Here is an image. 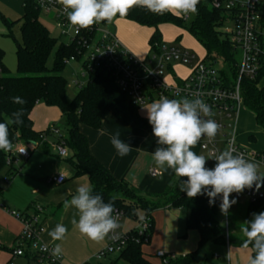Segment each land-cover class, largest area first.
Segmentation results:
<instances>
[{"label":"trees","instance_id":"trees-1","mask_svg":"<svg viewBox=\"0 0 264 264\" xmlns=\"http://www.w3.org/2000/svg\"><path fill=\"white\" fill-rule=\"evenodd\" d=\"M23 10V16L19 19L22 23L21 40L16 41L18 76L10 74V70L4 63L5 51L0 48V122H7L12 112L23 108L22 123L9 124L10 139L15 146L29 143L41 144L42 137L49 136V132L39 133L33 129L31 112L38 103L59 108L66 122V134H63V137L66 147L71 152L69 161L74 168V175L76 177L87 175L93 193L101 194L105 202L115 197V208L123 211L125 219L137 222L142 216L151 217V230L146 237L147 240L132 231L135 239H132L127 248L120 255H116V259L111 260L110 264H120V262L155 264L147 258L144 247L151 241L154 225L152 215L162 208L187 211L186 230H194L199 234L197 250L184 257H178L170 263L191 264L198 251L207 244L227 247L222 219H219V198L212 206H209L206 195L189 199L186 193L180 191L181 180H178L171 182L162 193L146 195L148 198L143 200L141 192L124 181L115 179L91 154L87 139L80 132L81 125L99 129L106 117L112 113L123 123L136 124L151 133L152 126L139 114L140 107L134 106L114 81L100 71L91 74L86 85L79 89L73 100H69L68 82L63 76V71L66 67L65 61L71 57H77V45L63 44L56 55L54 67L50 69L48 62L57 40L39 21L41 10L35 0H24ZM117 17L152 29V46L161 45L160 27L162 25L168 24L187 29L204 48L206 53L204 61L212 65L221 64L222 74L227 79H237L238 53L230 40L218 30L224 22L225 13L222 9L214 8L212 0H199L198 13L188 23L185 17H177L170 13L155 15L140 6L130 8L126 16L117 14ZM3 20L8 32L12 34L14 22L5 17ZM242 95L244 107L255 114L258 126L264 131V68L256 79H243ZM14 96L22 97L26 103L14 104L11 99ZM42 146L48 150L47 143H43ZM11 152L0 150V172L6 168L9 174L17 173V169L6 166V159ZM2 192L3 189L0 187V194ZM129 200L137 201L138 205H134ZM62 208L59 206L60 211ZM262 211H264V203L247 204L245 206L246 221L252 218V213ZM245 239L244 236L243 241ZM248 248L252 251L251 245Z\"/></svg>","mask_w":264,"mask_h":264},{"label":"built area","instance_id":"built-area-1","mask_svg":"<svg viewBox=\"0 0 264 264\" xmlns=\"http://www.w3.org/2000/svg\"><path fill=\"white\" fill-rule=\"evenodd\" d=\"M35 1L41 11L47 14L56 12L57 28L62 36L71 34V43L77 45V57H71L65 61L66 65L72 63L81 65V69L73 74L72 85L75 88L78 90L83 88L87 83L86 78L100 71L109 76L136 107L148 105L161 96L169 99L200 98L211 109V116L206 118H211L220 125L213 140L206 137L201 139V152L211 159L220 151L231 147L235 153L243 154L245 158L259 162L261 170L264 171V152L245 148L237 141V117L244 107L242 81L256 79L264 68L263 0H212V6L222 9L225 13L224 22L218 30L230 40L238 53L237 79H227L216 65L203 60L196 63L183 79H176L174 84L166 81L173 64L188 66L196 61V57L187 50L178 45H154L151 46L148 58L141 60L135 57L109 28L104 27L106 23L100 22L89 29L77 30L76 26L69 24L64 8L58 0ZM46 131L49 132V136L42 137L41 144L47 143L49 137H55L56 142L53 145L58 155L67 157L69 151L62 132L54 125ZM37 145L39 144L16 145L6 159V166L17 169L21 159L30 157L29 148ZM211 160L215 164V161ZM150 174L157 177L159 172L151 169ZM12 176L13 174L8 175L5 181H9ZM65 181L66 178L62 175L48 180L49 183L58 185ZM232 198H235L237 202H244L245 206L264 203V186L259 191L253 187L245 189L241 194L233 193ZM231 208L228 215H223L221 220L228 250ZM117 211L120 214V227L107 238L106 247L97 253L98 261L120 255L130 241L135 239L132 231L146 239L151 230V217L142 216L135 222L133 228L124 231L121 226V222L125 219L124 213L121 210ZM11 215L21 223L22 231L11 250L9 264H18L19 259L23 260L24 264H66L64 255L61 254L58 258L53 256L51 251L54 246L44 241L45 208L42 205L33 204L27 211L11 212ZM155 257L162 264H169L178 258L175 254L162 251ZM213 258L219 260L221 256L214 253Z\"/></svg>","mask_w":264,"mask_h":264},{"label":"crops","instance_id":"crops-1","mask_svg":"<svg viewBox=\"0 0 264 264\" xmlns=\"http://www.w3.org/2000/svg\"><path fill=\"white\" fill-rule=\"evenodd\" d=\"M23 3L24 0H0V12L8 20L10 19L8 18L10 15L21 18L24 13ZM137 25L136 23L128 25L118 35L110 31L135 57L146 60L151 49L148 50L135 39L134 33H136ZM0 48H2L1 45ZM168 76H170L171 81L167 80ZM167 77L166 81L171 84H174L176 79H178L173 66ZM146 106L139 109V114L147 119V112L144 108ZM243 109L248 110L243 107L237 117V141L245 148L264 152V144L262 147L259 146L254 134L250 132L244 134L246 133L245 131L252 130L250 128H253V124H250V117L247 115L251 114L255 121L256 117L250 110L247 111L251 112L249 114L243 113ZM31 120L33 129L39 133L45 132L51 125L56 126L59 130L61 123L66 126L59 108L47 106L44 103H38L35 106L31 112ZM258 128L262 129L259 126ZM117 131L121 133L120 138L131 145V150L123 157L116 153L110 142V136ZM80 132L86 137L91 154L111 175L117 180L124 181L143 195L162 193L171 182L180 180L172 170L164 171L155 165L152 159V152L157 147L156 138L153 133L143 130L136 124L127 125L111 113L106 117L99 129L81 125ZM200 141L192 150L197 155L208 157L201 152ZM55 142V137H49L47 142L48 150L42 146L43 144L29 148L30 157L20 160L17 173H10L13 176L7 182L5 181V177L10 175L9 172L4 177L5 179L0 177V187L3 189V192L0 194V264H9L11 250L22 231L21 223L11 215V212H25L33 204H40L45 208L44 225L46 231L43 237L44 241L54 247L56 244L60 245L66 264H101L96 259V255L106 247L108 243L107 238L103 241H93L80 233L71 223L73 217L78 219L75 209H66L64 207V201L70 200L75 195L78 186H91L90 179L87 175L78 177L74 175V168L69 161L71 152L68 150L69 155L67 157H60L53 145ZM206 166L208 168L214 166L211 159L207 160ZM151 169H156L159 175L157 177L151 176ZM61 175L66 178L65 183L58 185L48 182L51 177ZM181 180H187V177H182ZM59 206L63 207L61 211L59 210ZM174 209L176 210V208H162L153 213L156 215L153 219L154 225L151 241L155 237L154 244L157 249H162L164 250L162 252L167 254H172L171 252H173L175 255L178 254L177 257H184L196 251L199 243V234L194 230H186L188 234H192V241H185L181 236L184 231L181 234L178 223V216L181 213L174 211ZM58 223L64 224L68 231L62 241H53L49 236V232ZM247 249L241 247L234 250L229 249L226 256L219 254L221 256L219 260H215L212 257L217 252L212 253L210 260L207 257L202 259L196 255L191 264H217L221 261H223L222 264H250L252 251L250 248ZM158 252L160 251L154 252L151 255L149 254L151 252H149L146 253V256L152 262L157 260L158 264H162L155 257Z\"/></svg>","mask_w":264,"mask_h":264},{"label":"clouds","instance_id":"clouds-1","mask_svg":"<svg viewBox=\"0 0 264 264\" xmlns=\"http://www.w3.org/2000/svg\"><path fill=\"white\" fill-rule=\"evenodd\" d=\"M63 6L70 25L79 29H89L100 22H111L119 14L126 16L130 8L140 6L155 15L172 14L177 17L198 13L199 0H58ZM14 104L26 101L19 96L11 98ZM147 120L157 147L152 152L155 165L164 170H172L181 180L180 191L189 199L200 195L208 197L209 206L220 198L219 208L227 216L229 209L237 203L232 194H241L245 189L264 186V171L259 162L235 153L231 147L225 148L211 157L215 161L212 168L206 166L210 159L197 155L192 148L204 137L213 140L220 125L211 118V109L202 99H169L161 96L146 107ZM23 108L12 112L7 122H0V150L11 152L15 145L10 139L9 124L22 123ZM121 133L110 136L116 153L123 157L131 150V145L122 140ZM115 197L105 202L99 193L94 194L89 185H80L70 200L64 201L66 209H75L78 219L73 217L72 225L80 233L93 241H103L120 227L119 212L115 208ZM67 227L58 223L49 232L53 241H62ZM241 231L246 239L242 246H252L254 255L250 264H264V211L252 213V218L243 223ZM51 254L59 257L62 249L56 244Z\"/></svg>","mask_w":264,"mask_h":264},{"label":"rangeland","instance_id":"rangeland-1","mask_svg":"<svg viewBox=\"0 0 264 264\" xmlns=\"http://www.w3.org/2000/svg\"><path fill=\"white\" fill-rule=\"evenodd\" d=\"M3 17H5V15H3L0 12V45H1L2 49L5 51L4 63L8 67V69H10V74L12 76H18L17 58H16V41L21 40V24L22 23L18 19L20 17H17L15 15H12V16L10 15V17H8V18H10L9 21L14 22V24H15L12 28V34H10L8 32L5 24H4ZM183 17L186 18V21L188 23V22L192 21V19L195 17V15L189 14L188 16H183ZM39 21L48 29L50 35L57 40L56 45L53 49V52H52L51 57H50L49 62H48V67L51 69L54 67L56 55H57L60 47L63 44H70L71 39H72V37H71L72 35L70 34L67 36H62L61 31L57 28L56 12H53L51 14H47L44 11H41L39 14ZM133 24L134 23L129 21V20L119 18L116 16L113 18V20L111 22H107L104 27L109 28L112 32H114L116 35H118V33L121 30L126 28L128 25H133ZM228 26H230V24H228ZM135 32H136V33H134L135 39H137L138 42L142 43V45H144L148 50H150L151 46H152V44H151V37L153 34L152 29L137 25V30ZM160 32H161V44L162 45H166V46L180 45V47L182 49L187 50L189 53L193 54L196 57V61L192 65L184 66V65H179V64H173V68L175 70V73H176V76L178 79H183L186 76V74L188 73V71L191 70L194 67V65H196V63H199L205 59L206 53H205L204 48L188 32L187 29L179 28L177 26L167 24V25H162L160 27ZM216 68L222 69V65L217 64ZM80 69H81V65L79 63H72L70 65H66V67L64 68L63 76L67 79V82H68L67 96H68L69 100H72L77 95V93L79 92V90L72 85V81L74 79L73 74L75 72H78V70H80ZM86 80H87V78H86ZM167 80L171 81L170 76L167 77ZM242 111H243V113L244 112L248 113V114L251 113V112H247L249 110L246 111L245 109H243ZM249 115H247V116L250 117V119H249L250 124H253L252 125L253 128H250L252 130L245 131L246 133H244V134H247V132L254 134L256 139L258 140V145L262 147V145L264 144V131L262 129L258 128L255 119L252 118L253 116L251 114H249ZM59 128H60L62 134H66V126L63 123H61V125H59ZM7 172H8V169H6V168L3 169L0 172V177L5 179L7 177L6 176ZM174 182H176V181H174ZM142 197H143V200L148 198L146 195H142ZM129 201H132V203H134V205L137 204V201H135V200H129ZM174 211H179L181 213L178 216V223H179V229L181 230V234L184 231L183 235H181L182 238L185 241H192V238H191L192 234H188L186 232L185 219L187 216V211L182 210V209H180V210L174 209ZM155 215L156 214L152 215L153 219L155 218ZM222 218H223V214L221 213V211H219V219H222ZM245 221H246L245 203L238 201L236 204H234V206H232L231 211H230L229 249L234 250V249L241 247L243 249L248 250L247 248H244L242 246L244 234L241 231V228H242V225ZM135 222L136 221H131L129 219H123V221L121 222V226H122V228H124L123 229L124 231H129L131 228L134 227ZM154 243H155V237H154V240H152L150 242V244L145 245L144 250L146 253L151 252V253H149L151 255L152 253L157 252V251H164L162 249H157L155 247ZM197 248H196V250H197ZM227 250H228V247H216L214 245L207 244L198 251L197 255L199 257H201L202 259L207 257L210 260L212 253L219 252V254L226 256ZM171 253L175 254L173 252H171ZM115 259H116V255L111 256L109 259L100 260V262H101V264H110L111 260H115ZM154 262L157 264L159 263V262H157V260L156 261L154 260ZM222 262L223 261L218 262V263L216 262V263L222 264ZM17 263L18 264H24V261L20 259ZM120 264H123V263L120 262Z\"/></svg>","mask_w":264,"mask_h":264}]
</instances>
